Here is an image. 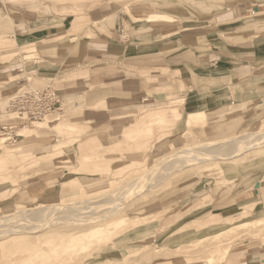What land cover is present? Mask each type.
<instances>
[{"label":"rangeland","instance_id":"rangeland-1","mask_svg":"<svg viewBox=\"0 0 264 264\" xmlns=\"http://www.w3.org/2000/svg\"><path fill=\"white\" fill-rule=\"evenodd\" d=\"M5 1L12 2L16 9L45 6V10L39 13L48 19L32 24L30 19L25 20L12 8L7 16L0 6V100L19 90H38L50 84L60 100L61 110L26 128L18 127L19 138L11 144L4 142L0 135V192L10 190L1 195L0 200L7 196L13 200L35 188L46 189L42 197L31 202L0 209V231L5 232L15 220L12 217H22L21 213L27 210L47 212L42 213L46 217L43 221L18 217L22 221L18 224L27 229L41 222H54L52 227L32 233L26 230L17 232L14 224L11 227L13 234L0 237V264H206V252L215 246L229 250L226 259L216 264H264V213L260 209L264 208V197L260 193L261 186L264 190V86L263 92L249 95L246 101L237 102L233 96L236 82L248 75L260 74L264 80V0H198L219 5L206 8L194 4V9L185 17L173 10H163L151 0H73L63 4L62 8L66 10L59 6L57 11L51 8L54 5L51 0ZM182 1L190 3L192 0ZM74 6L79 7L78 14L89 18L75 29L70 25L74 19L70 9ZM99 11L114 14L115 31L109 29L110 23L93 22ZM256 12H260L263 18L258 20L259 24L254 23ZM28 14L35 16L37 11L31 8ZM152 16H161L162 21L149 20ZM133 18L152 23L155 32L165 39L157 37L154 40L160 49L153 62L133 61L135 65L129 68L123 64L125 58L123 55L119 57L116 49L126 48L132 42L127 22ZM12 21L23 22L16 34L11 30ZM209 30L211 34L208 36ZM181 36H191V39L183 42ZM86 37L102 38L105 43L111 42L116 47L111 52L119 58L114 64L115 70L122 69L130 74L138 65L154 68L152 82L148 79L149 84L152 83L149 87L160 85L176 92L171 100H167L164 98L166 94L160 97L161 91L150 89L143 96L149 97L147 101H138L140 106L127 112L129 116L111 122L109 126L122 121L127 125L142 111H156L163 106L177 108L179 112V120L162 141L156 143L152 139L150 148L128 151L127 155L112 159L107 171L102 158L105 152L92 149L89 158L81 153L86 146L100 145V141L85 143L79 138L81 132L74 127L75 124L62 125L65 123L62 118L78 114L80 105L87 103L88 99L87 93L73 95L64 91L67 81L78 79L62 80L72 62L56 60L57 72L52 75L42 72L48 58L45 59V52L41 51L72 46L77 53L78 70L87 68L88 77L90 66L80 64ZM167 56L171 59L167 60ZM222 57L225 67L218 74L206 75L204 68H209ZM19 70L22 76H19ZM234 73H238V78L235 79ZM91 74L98 75L93 71ZM61 89L72 96H62ZM88 90L93 91V88ZM217 90H225L220 104L215 102ZM197 94L202 106L196 112L204 113L205 121L190 134L186 124L189 113L184 100L187 97V105H193ZM180 98L182 104H170ZM67 101H72V105H67ZM75 103L78 108L73 107ZM255 107H260L262 112L253 110ZM83 113L81 119L84 121ZM193 117L203 118L202 115ZM211 120L216 131L209 135L207 131L212 125L208 126V122ZM13 123L18 124L17 121ZM8 124L7 118L0 114V127ZM89 124L96 129L99 127L98 124ZM250 142L261 144L240 150V146ZM183 150L216 157L171 170L172 160L181 156ZM231 150L236 151L231 161L220 158L219 155ZM250 165L249 172L256 174L241 173ZM227 167L233 169L226 171ZM164 168L170 171L161 179ZM152 170L156 172L152 177L156 184L127 200L120 212L112 213L110 203H119L121 200L117 197L134 186L144 172ZM147 183L140 182V185ZM99 203H107L105 209H95L90 215L77 212L74 217L73 213L68 214L70 205L86 211L87 206ZM254 207H260L259 214H253ZM74 219H83L87 223L81 225ZM245 222L250 224L238 227ZM229 229H233V236L212 238ZM57 232L59 235H55ZM73 238L79 242L69 240ZM48 244L54 246L48 250ZM65 245L68 247L61 249Z\"/></svg>","mask_w":264,"mask_h":264},{"label":"crops","instance_id":"crops-1","mask_svg":"<svg viewBox=\"0 0 264 264\" xmlns=\"http://www.w3.org/2000/svg\"><path fill=\"white\" fill-rule=\"evenodd\" d=\"M51 1L54 4L53 7L51 6V8L52 9L54 8V10H56V7L59 6L62 8L63 4H66L70 1L73 2V0H51ZM151 1H153V3L157 2L155 5L159 6L163 10L166 11L173 10L180 13L182 17L189 16L188 14H190V11L194 9L193 7L194 4L203 5L206 8L219 5L217 4V2L201 3V1L198 0H192L190 3H183L182 0H172V1L151 0ZM216 1L223 2L224 0H216ZM178 2L180 3L178 4ZM188 4H192V6H188ZM0 6L7 16L10 15V12H12V10H10L12 8L14 9V12L20 14V16L23 17L25 20L30 19L32 24H39L40 22L42 21L45 22L48 19L47 17L42 16V14L39 13L45 10V6L43 7L42 5L30 7V9L32 8L33 10L35 9L37 11V14L35 16L28 14L30 9H25L27 6L25 8L18 7L16 9L12 5V2L9 1L7 2L5 0H0ZM78 10H79L78 6H74L73 8L70 9V13L74 15V19L72 20L70 25L74 29L77 28L84 19H89L85 14H81V15L78 14L79 12ZM125 10L128 12V8H125ZM113 15H114L113 13H103L102 11H99V13H97L98 18L94 19L93 22L110 23L109 29L115 31V26L113 24V20H114ZM253 19L255 20L254 23L259 24L260 21L258 20L262 21L263 18L261 17L260 12H256ZM244 20L246 21V17L242 19L243 22H245ZM147 22L145 20H138L137 18L136 19L133 18V21L129 20L127 22L128 29L132 34L131 37L132 42H130V45H128L126 48L121 47L120 49L119 48L116 49V47L111 42L105 43L102 38L100 39L99 38L90 39L88 37L84 38L85 52L83 53L80 64L90 66L91 70H90V75L88 77H86V74H89L88 72H86L87 68L78 70L79 63L78 61H76L77 53L76 54L74 53L75 50H73L72 46L70 48L65 46L64 48L54 47L41 51V53L42 52L46 53V54L44 53L45 59L48 58L46 65L42 69V72L45 74L52 75L53 73L57 72L56 71L57 68L55 66L56 60L59 61L65 60L64 62L70 60L72 62L70 66H68V68H70L68 69L69 71L64 72L62 80L67 78L70 79L78 78V79L67 81L65 84L64 91L67 90L69 91L68 92L69 94H73V95L87 93L88 99L86 100L87 103L84 102V104L80 105L81 110L78 112V114L72 116L70 115L66 118H62L63 121L65 122L62 125L75 124L74 127L81 132L79 138L81 137L83 141H86L85 143H89L90 141H94V140L100 141L99 143L100 145L94 147L86 146L84 149L81 150L83 152L81 151L80 152L84 153L85 157L87 156V158H89V154L92 149L98 150L100 153L105 152L102 158L105 159L106 171L110 169L113 163L111 162L112 159H115L116 157H121L123 155H127L128 151L135 152V151H139L140 149L150 148L152 144L150 141L152 139L153 140L155 139L156 143L162 141L168 135L174 123L177 120H179L178 118L179 112L177 108H173V107L169 108L167 106H163L162 108L161 107L157 108L156 111L153 110H150L148 112L142 111L141 113L138 114V117L135 121L127 125H125V121H122L124 124L117 123L114 126H109L111 125V122L129 116L130 114H128L127 112L132 111L133 108L140 106L138 101L141 103L147 101L149 97L144 98L143 96L149 93L148 91H151L153 89L155 91L156 90L161 91L159 93L160 97L161 96L164 97L163 95L166 94L164 98L167 100H171L172 97H174V94L176 93L171 91L173 90L172 88H167L160 85H156L155 87L153 86L149 87L152 85V83L149 84L148 79H150L149 81L152 82L151 79L153 78L152 69L154 68H150L145 65L144 66L138 65L137 67L134 68L133 73L130 74H128L126 71L122 69L119 70L114 69V64L118 61L119 58L118 57L116 58L114 54H111V52H113V47H115L114 50L115 49L117 50L116 53L119 54V57L123 55V58H125L126 61L123 64L129 68H132L133 65H135V63L137 62L138 63L153 62L156 57L155 55L159 54L158 50L160 48L159 46H157V42L154 40H156L157 37H159V39H165V38L163 37V35L155 32L154 28L150 25L152 23H147ZM13 23L14 24L11 30L16 34L21 29L20 27L23 25V22L22 23L13 22ZM219 24H226V23H219ZM207 32H209L208 33L209 36L211 34L210 30ZM198 35H191V36L195 37ZM191 36H181L180 40H182L183 42L189 41V39H191ZM160 52L163 51L161 50ZM168 59H171V57L167 56V60ZM172 59H174V57ZM133 61H135V63H133ZM225 63L226 62L225 60H223V57L222 60L211 63L210 64L211 66L209 68H204L205 74L206 75L211 74V76L218 74V72L221 71L223 67H225ZM92 71L98 75L92 76L91 74ZM19 74H20L19 76H22L20 70H19ZM233 75L235 76V79L238 78V73H234ZM262 78L263 77H261L260 74H256V75L252 74V75H248L247 78H245L242 81L241 80L237 81L235 84L236 89L233 90L234 93L233 96L235 98L234 100H236L237 102H240L242 100L246 101L249 95H252L256 92H263L262 87L264 86V80H262ZM87 79L89 80L87 81ZM156 83H158V81ZM48 86L51 87L50 84H48ZM89 87L93 88V91L88 90ZM64 91L62 89L60 90L62 96L66 98L72 96L65 93ZM224 91L225 90L222 91L217 90L216 93L214 94L216 97V101H215L216 104H220L223 102L222 95L225 94ZM186 99L187 97L184 100V106L186 107V110L189 113L186 118V121L188 120L189 116L193 117V115L194 116L202 115L203 118H200V123H204L205 114L201 112H196L202 106V102L198 98V94L196 95V99L193 105L190 104L188 106ZM175 100H179V101L171 102L170 104H175L177 102L183 101L182 98L174 99V101ZM71 102L72 101H67L66 104L72 105ZM148 104L151 105L154 103H148ZM73 107L78 108L79 106L78 104L75 103L73 104ZM253 110L259 111V113L262 112V109L260 107H255L253 108ZM82 113H83L84 121L81 119ZM87 122L98 124L99 127L97 129L91 127L90 124ZM210 125L212 126L209 127V130L207 131V134L209 135L216 131V129H214L215 125L213 123V120L208 122V126ZM91 156H94V153ZM256 166L260 168L262 167L261 165L258 164ZM250 167L251 165L249 167L244 168L242 171L239 170V172L241 171V173H243L244 175L256 174V172L254 171L249 172L248 169ZM225 169L226 171H228V169H233V168L227 167ZM257 182L258 181H255V183ZM260 189H261L260 193L264 197L263 187ZM9 192H10L9 189L3 190L0 192V196L6 195ZM45 192L46 189L42 190L40 188H35V189H31L30 191H27L25 194L21 195L20 197L13 198V200H10L11 198L7 196L0 200L1 203L3 202V204L0 205V209L5 210L7 207L12 208L14 205L17 206V203L31 202V200L33 199L42 197ZM256 196L258 195L256 194ZM7 202L10 203L6 205ZM204 203L205 202L203 201V204ZM186 206L187 203L184 205V208H186ZM254 208H253L254 210L253 214H257L260 212L258 210L260 207H256L255 209ZM260 209H262V212H264V208H260ZM260 260L261 259H258V261ZM193 264H197V263H193ZM199 264H203V263H199Z\"/></svg>","mask_w":264,"mask_h":264},{"label":"bare ground","instance_id":"bare-ground-1","mask_svg":"<svg viewBox=\"0 0 264 264\" xmlns=\"http://www.w3.org/2000/svg\"><path fill=\"white\" fill-rule=\"evenodd\" d=\"M2 5V4H1ZM7 8V7H6ZM149 20H151V21H154V20H156V21H159V20H161L162 19V17L161 16H152V17H149L148 18ZM162 21V20H161ZM97 23V22H96ZM147 23H149V22H147ZM15 27V26H14ZM150 27V26H149ZM248 27H245V29H247ZM15 29V28H14ZM133 29V28H132ZM240 30V29H239ZM133 31V30H132ZM151 31V30H150ZM242 31V30H241ZM239 32V31H238ZM243 32H244V29H243ZM247 32V31H246ZM234 33H236V32H234ZM231 34V33H230ZM236 34H238V33H236ZM226 37V36H225ZM227 38V37H226ZM228 38H229V36H228ZM230 41V40H229ZM233 41V40H232ZM52 89V88H51ZM36 90V89H35ZM53 90V89H52ZM25 91H27V90H25ZM20 92V90L19 91H17L15 94H17V93H19ZM21 92H24V91H21ZM20 92V93H21ZM56 112H58V111H56ZM53 113H55V112H53ZM50 114H52V113H50ZM50 114H47V116L48 115H50ZM47 116H45L44 118H46ZM43 118V119H44ZM42 119V120H43ZM41 121V120H40ZM37 122H39V121H37ZM34 123H36V122H34ZM33 124V123H32ZM187 128H188V132L190 133V134H192L193 132H195V129H196V126H198L199 124H204V123H200V117H193L192 118V116H189L188 117V120H187ZM31 125V124H30ZM211 127V126H210ZM24 128H26V127H24ZM24 130V129H23ZM23 130H21V131H23ZM262 142H264V141H262ZM261 143H249V145H244V146H240V150H246V149H249L251 146H253V145H260ZM252 148V147H251ZM250 148V149H251ZM219 153H221V152H219ZM217 155H219V154H217ZM235 155H236V151H233V150H231V151H229V152H227V153H225V154H222V155H219V156H221L220 158L221 159H224V160H229V161H231V159H233L234 157H235ZM214 157H216V155L215 156H208V155H205V154H201V153H199V152H196V151H190V150H183L182 152H181V156H176V158H174L172 161L174 162L173 163V168L171 169V170H175L176 169V167H184V166H186L187 164H189V163H194V162H205V161H210V160H212ZM164 165H167V164H165L164 163ZM163 172H164V174H163V176H161L160 178L162 179V177L164 178V177H167L168 176V172L170 171V169H167V168H164L163 170H162ZM158 172H161V171H158ZM154 174H156V172L154 173L153 172V170L152 171H148V172H144L141 176H140V178H138L137 179V181L134 183V186H132L129 190H126L125 192H124V194H122L121 196H119V197H117L118 199H120L121 201H119V203L118 202H112V200H108V202H112V203H110L111 205H112V208L110 207V209H111V212L112 213H114V212H120L122 209H123V207H124V205L126 204V201L127 200H130V199H132L133 197H135V195H139L141 192H143V191H145V190H147V189H149V188H152V186L154 185V184H156V182L155 183H153V179H152V177H153V175ZM158 174V173H157ZM161 179H159V180H161ZM148 182L147 183V185H140V182ZM264 181V180H263ZM246 182H247V180H246ZM146 184V183H145ZM140 185V186H139ZM263 186H261V188H262ZM183 191V190H182ZM181 192V191H180ZM105 198V197H104ZM134 199V198H133ZM104 201V200H103ZM114 201V200H113ZM84 202V201H83ZM107 202V203H108ZM129 202V201H128ZM107 203H99L98 205H95V206H87V209L88 210H79L78 208H76V206H72V205H70L68 208V210L70 211V212H68V214H72L73 213V216L75 215H77V212H79L80 214H82V215H90V214H92L93 212H94V210L95 209H105L104 207H105V204H107ZM76 205H78V204H76ZM109 205V204H108ZM63 206V205H62ZM67 206V205H66ZM109 208V207H108ZM39 209V208H38ZM50 209H52L51 207H50ZM50 209L48 208V212L50 211ZM56 209H57V211H59V209H58V206L56 207ZM78 209V210H77ZM55 210V209H54ZM82 211H85V212H82ZM74 212H75V214H74ZM42 213H47V212H44V210H39V211H34L33 212V210L32 211H25V212H22L21 214H22V217L21 216H18V217H21V218H26L27 220H40V221H43V220H46V217H44L45 216V214H42ZM264 213V212H263ZM259 214V213H258ZM64 215V214H63ZM59 216H61L60 214H59ZM68 216V215H67ZM74 216V217H75ZM18 217H12L13 218V222L12 223H10L8 226H7V230L5 231V232H2V231H0V237H3V236H9V235H11V234H13V230L11 229V227L15 224L16 226V230H17V232L19 231H22V230H26L27 232H29V233H32L33 231H40V232H42V231H44L45 229H47V228H50V227H52L53 226V224H54V222H50L49 224H45V223H43V222H41V223H39L38 225H34V227H32L31 229H27L26 227H23V225H20V224H18L19 222H22V221H19L18 219ZM103 218V217H102ZM69 219H73V218H69ZM89 219V218H88ZM97 219V218H96ZM101 219V218H100ZM8 222H11L12 220H7ZM24 221H26V220H24ZM94 221H96V220H94ZM103 221H105V220H103ZM255 221H257V220H255ZM74 222L75 223H80L81 225L82 224H85V223H87V222H84V220L83 219H74ZM97 222H99V221H97ZM101 222V221H100ZM99 222V223H100ZM31 223V222H30ZM34 223V222H33ZM32 223V224H33ZM4 224V223H3ZM247 224H250V223H242V224H239L238 225V227H244V226H247ZM31 225V224H30ZM86 225V224H85ZM28 226V225H27ZM33 226V225H32ZM237 226V225H236ZM4 227H6V226H4ZM15 229V228H14ZM74 229H76V228H74ZM74 229H71V230H74ZM15 230V231H16ZM148 231V230H147ZM70 232H72V231H68L67 233H70ZM138 232V231H137ZM22 233V232H21ZM50 233V232H49ZM52 233H54V232H52ZM233 229H229V230H227L225 233H216L215 234V236L214 237H212L213 239H215V238H219V237H221V236H223V235H227V234H231L232 236H233ZM55 235H59V233L57 232V234H55ZM51 236V235H50ZM69 237L71 238V235H69ZM69 240H71V242H79V239H77V238H73V239H69ZM49 241H51V240H49ZM47 242V241H46ZM48 246H50V248L48 247ZM48 246H47V249L49 250V249H51L54 245H50V244H48ZM66 247H68V245L66 246H61V249H64V248H66ZM114 247V246H113ZM228 248H220V247H218V246H215V248H213V249H211V250H208L206 253L208 254V256L205 258V262H206V264H216V262H222L223 260H225L226 259V256L228 255ZM44 261V260H43Z\"/></svg>","mask_w":264,"mask_h":264},{"label":"built area","instance_id":"built-area-1","mask_svg":"<svg viewBox=\"0 0 264 264\" xmlns=\"http://www.w3.org/2000/svg\"><path fill=\"white\" fill-rule=\"evenodd\" d=\"M61 103L57 94L50 86L42 89H28L0 100V114L9 122L6 127H0V135L4 142L11 144L19 135L18 127H27L42 120L47 114L60 111ZM17 121L18 124L13 123Z\"/></svg>","mask_w":264,"mask_h":264}]
</instances>
